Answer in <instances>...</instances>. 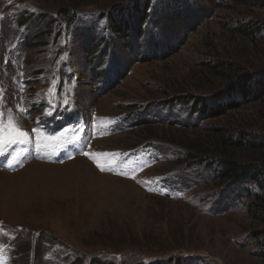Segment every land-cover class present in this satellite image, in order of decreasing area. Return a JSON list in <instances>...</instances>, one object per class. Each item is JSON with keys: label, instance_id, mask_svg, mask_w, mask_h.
Here are the masks:
<instances>
[{"label": "rangeland", "instance_id": "1", "mask_svg": "<svg viewBox=\"0 0 264 264\" xmlns=\"http://www.w3.org/2000/svg\"><path fill=\"white\" fill-rule=\"evenodd\" d=\"M145 1L147 22L113 34L102 15ZM214 2L167 13L168 0H0V126L14 120L28 140L0 143V264H264V206L248 209L246 184L170 161L186 149L167 140L182 138L264 162L260 145L230 150L247 132L264 138V95L212 100L264 69V0ZM176 94L222 114L198 121L168 106ZM146 117L155 124L133 126Z\"/></svg>", "mask_w": 264, "mask_h": 264}, {"label": "trees", "instance_id": "2", "mask_svg": "<svg viewBox=\"0 0 264 264\" xmlns=\"http://www.w3.org/2000/svg\"><path fill=\"white\" fill-rule=\"evenodd\" d=\"M173 1V2H172ZM181 2L183 0H180ZM209 1V0H208ZM219 1V0H218ZM179 0H168L169 6L164 5L163 11L170 13L176 9L177 6H179L177 3ZM211 3L214 2V0H210ZM215 3V2H214ZM166 6V7H165ZM147 8H148V2L145 1L143 5H140V3L133 2L129 6L123 7V8H116L108 10V12L105 13V15H102L106 18V20L109 23V27L113 34H119L122 33L125 29L131 30L132 25L135 24V20L131 22V18H136L138 22V27L140 28L147 22ZM175 8V9H174ZM173 9V10H172ZM128 26V27H126ZM244 27L243 24H239V27ZM136 27V29L138 28ZM138 28V29H139ZM89 44V45H87ZM99 44V43H98ZM95 42V38L89 39V41L86 43L90 55L93 56L95 52H97V45ZM216 68H222L224 70H230L231 67L227 68L223 64H218L216 66L207 64L206 70L212 71ZM94 76L99 75L100 73L97 70L92 71ZM103 77V76H102ZM101 78V77H100ZM100 80V79H99ZM103 80V79H102ZM232 82V85L229 88H225V92L218 91V93H215L212 96L213 100V107L216 109H219V107L223 108H237L239 104L235 101L236 98L241 99L242 101L249 100L251 98H260L264 95V69L258 70L254 73H244L240 79ZM212 94H209V97ZM174 100L172 102H169L168 106H173L176 103L185 105L190 107L191 113H197L199 114L198 121H203V118L211 117L214 114H222L217 113L215 109H211L210 105L209 107H205L204 101H205V95H201L199 98H196V95H175L173 96ZM181 100V102H179ZM199 107V108H198ZM203 107V109H201ZM198 108L196 111L193 112L194 109ZM203 111V113L201 112ZM157 122L159 125L162 123ZM199 123V122H198ZM150 124H155L154 119L150 117L146 118H137L134 120L133 126H145L148 127ZM197 127V126H196ZM146 133H149L146 132ZM237 141L232 140L231 151L237 150L239 148H242L243 145H250V146H261L264 147V138L261 136H256L255 134H250L247 132V134H243V136H240ZM182 139V138H179ZM179 139H169L167 140L170 143H176L174 145L184 147L186 149L185 156L182 158H175L170 160L173 163H176L177 166H180L181 171L190 170L192 166H196L204 171H209V176H212V179L214 182L217 180L218 182H232L235 186H238L237 189H240L243 184H246V189H244V193L242 195L249 194V198L253 199V202L249 206V210L251 212L258 214L261 209L259 207L264 206V197L262 195H258L257 193L253 194L254 192H257L256 190L260 189L261 191H264V162L260 163H251L249 166L248 164H243L242 162H237L233 158L228 157V154H225L223 156H217L213 154L212 152L209 153V150L205 148L204 146L209 145V142L205 143H195V142H187V141H179ZM223 143V140L221 141V144ZM223 145V144H222ZM230 148V147H228ZM260 150V149H259ZM262 150V149H261ZM264 150V149H263ZM227 155V156H225ZM260 158V157H258ZM263 163V164H262ZM177 177H181V174H176L173 179H169L168 176L166 178L171 183L169 185V189L173 191H179V181ZM164 178L163 181L167 182V179ZM249 190V191H248ZM157 197H164L160 196L154 193H149ZM241 195V196H242ZM254 215V214H253ZM140 247V246H139ZM155 258L154 261H152L149 264H159L161 262L160 256L151 255ZM174 257V255H173ZM178 258L174 259L176 262ZM182 264H186L188 262H184L182 257ZM96 264H98L96 262ZM103 264V263H100Z\"/></svg>", "mask_w": 264, "mask_h": 264}, {"label": "snow or ice", "instance_id": "3", "mask_svg": "<svg viewBox=\"0 0 264 264\" xmlns=\"http://www.w3.org/2000/svg\"><path fill=\"white\" fill-rule=\"evenodd\" d=\"M27 133L24 132L14 120L7 125L0 126V143H27ZM18 158V154H17ZM99 166V164H98ZM103 170V168L101 169Z\"/></svg>", "mask_w": 264, "mask_h": 264}]
</instances>
